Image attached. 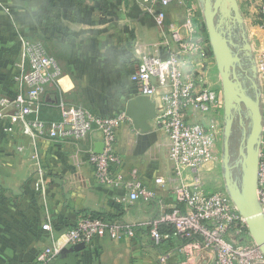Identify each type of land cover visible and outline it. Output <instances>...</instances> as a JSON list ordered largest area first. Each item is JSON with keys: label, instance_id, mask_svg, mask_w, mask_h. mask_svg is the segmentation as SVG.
<instances>
[{"label": "crops", "instance_id": "obj_1", "mask_svg": "<svg viewBox=\"0 0 264 264\" xmlns=\"http://www.w3.org/2000/svg\"><path fill=\"white\" fill-rule=\"evenodd\" d=\"M157 12L137 0H1L0 97L17 91L26 39L42 44L62 73L42 96L43 119L60 118L62 99L98 115L126 111L128 103L141 95L136 81L140 53L162 57L177 53L175 44L166 45ZM165 12L169 28L182 25L186 16L182 7L172 4ZM208 60L181 58L180 64L187 74L202 72L203 65L214 72ZM149 126L144 132L130 119L118 132L120 174L137 178L157 197L129 203L118 202L127 191H111L94 179L89 156L103 144L101 133L80 141L41 137L34 157L30 141L18 130L7 135L0 127V264H36V254L87 213L121 217L133 227L134 236L100 239L82 251L64 249L51 264H204L200 252L190 254L177 239L157 244L147 226L164 207L175 205L172 185L155 183L173 175L169 139L155 120ZM20 146L25 147L22 154L17 150ZM40 170L48 188L45 201L36 191V182L43 176ZM48 218L52 233L43 230Z\"/></svg>", "mask_w": 264, "mask_h": 264}, {"label": "built area", "instance_id": "obj_2", "mask_svg": "<svg viewBox=\"0 0 264 264\" xmlns=\"http://www.w3.org/2000/svg\"><path fill=\"white\" fill-rule=\"evenodd\" d=\"M137 1L157 9V26L167 37L166 45L171 42L177 47V53L168 57L143 52L138 58L136 81L140 93L159 99L155 121L169 139L173 175L169 179L157 178L155 183L162 186L170 183L175 199V205L164 207L162 213L147 224L151 236L157 244L163 243L170 235L163 234L160 227L172 225L175 228L174 237L183 249L190 254L200 252L204 264H264L263 252L251 236L246 219L239 213L225 185L223 189L209 190L204 183L206 166L222 164L225 115L221 97L210 85L208 66L203 65L202 72L187 74L180 64L181 58H199L203 63L208 60L196 37V10L187 12L179 28H169L165 8L178 0ZM22 41V60L16 76L17 91L11 96L0 97L1 130L7 135L18 130L22 137L30 141L34 157H37L41 137L80 141L99 132L103 152L89 156L96 183L111 191H127L118 200L119 203L155 200L156 193L140 180L125 178L119 172L121 159L116 144L120 127L130 120L126 111L98 115L62 99L58 104L60 118L54 121L43 119L42 96L47 87L59 82L62 73L56 59L42 44L26 39ZM255 67L263 110L257 196L264 214V47L256 56ZM17 150L22 154L25 147L20 146ZM39 172L43 176L36 182V191L45 201L48 188L44 171ZM132 228L126 223H108L83 215L60 237L54 238L50 246L36 254V264H51L64 249H73L79 244L90 246L100 239L119 241L124 237H133ZM43 230L54 231L49 218Z\"/></svg>", "mask_w": 264, "mask_h": 264}, {"label": "water", "instance_id": "obj_3", "mask_svg": "<svg viewBox=\"0 0 264 264\" xmlns=\"http://www.w3.org/2000/svg\"><path fill=\"white\" fill-rule=\"evenodd\" d=\"M220 13L227 19H233L234 24L242 23V19L236 0H215L213 2L205 0L204 19L211 49L222 80L224 96L225 130L222 157L224 185L239 213L246 219L249 232L264 255V214L257 196L259 150L263 128L261 89L256 80L254 60L250 56L251 48L245 45L246 51L243 47L240 52L237 37L232 34L234 33L233 29L231 27H228L227 30L224 29L223 20L217 24L216 20ZM240 36L245 41V37L242 34ZM247 65H250L249 69ZM239 68L240 71L246 70L249 73L248 70H251L254 73L251 79L257 91L255 98L249 94L246 81L238 73ZM245 108L251 118L250 134L245 139L244 146V138L240 144L242 180L233 182L228 164L230 136L237 120L236 115L240 118ZM126 114L137 129L147 132L150 128L149 124L157 117L156 103L150 97L140 95L128 103ZM103 149V144L98 145L95 153L101 154ZM85 247V244H79L73 249L82 251Z\"/></svg>", "mask_w": 264, "mask_h": 264}, {"label": "rangeland", "instance_id": "obj_4", "mask_svg": "<svg viewBox=\"0 0 264 264\" xmlns=\"http://www.w3.org/2000/svg\"><path fill=\"white\" fill-rule=\"evenodd\" d=\"M212 2L215 0H211ZM239 6V13L241 15L242 23H235L232 21L233 19H227L224 17L222 13L217 17V24L220 20H223V28L227 30V28L231 27L233 29L234 36L237 37V41L241 48L245 45H248L250 50V56H252V60L256 61V56L261 52L262 47H264V0H236ZM1 3V0H0ZM175 5H179L187 12L191 9L196 10L197 19H199V23H202L201 26H198L197 39L202 42L208 49V58L211 59L212 66L214 67V72L209 71V82L212 87L216 89L218 95L221 97V101L224 106V96H223V87L222 80L215 62V57L213 52L211 51V45L208 37V32L206 29L205 19H204V10H205V0H178ZM235 17V16H234ZM235 20V19H234ZM245 37V41L241 39L240 35ZM240 38V39H239ZM248 61V60H247ZM246 61V63H247ZM249 62V61H248ZM248 64V63H247ZM247 68H250V65H247ZM246 68V69H247ZM241 69L239 68V74L247 81H253L251 77L254 76V73L251 70H248V80L247 75L243 74ZM212 72V73H211ZM242 73V74H241ZM251 88V89H250ZM256 90L253 87H249V94L251 96H256ZM255 98V97H254ZM237 120L234 125V129L230 136V146H229V169L231 174V179L233 182H241L242 180V168L240 164V147L241 141L243 140V146L245 144V139L248 138L250 134V126H251V118L250 113L246 110V108L242 112V116L240 118L236 115ZM222 164L216 163L209 164L206 166L204 170L203 178L205 186L208 187L209 190H219L223 189L224 185V169L221 166Z\"/></svg>", "mask_w": 264, "mask_h": 264}, {"label": "trees", "instance_id": "obj_5", "mask_svg": "<svg viewBox=\"0 0 264 264\" xmlns=\"http://www.w3.org/2000/svg\"><path fill=\"white\" fill-rule=\"evenodd\" d=\"M85 215L90 216L91 218H98V219L104 220L108 223H115V222L125 223L122 221L121 217H118V216L114 217L112 215H106V214H100V213H87ZM160 230L163 234L170 235V238L177 239L176 237H174L175 228L172 225H163L160 227Z\"/></svg>", "mask_w": 264, "mask_h": 264}, {"label": "flooded vegetation", "instance_id": "obj_6", "mask_svg": "<svg viewBox=\"0 0 264 264\" xmlns=\"http://www.w3.org/2000/svg\"><path fill=\"white\" fill-rule=\"evenodd\" d=\"M245 48V51H246V47H244ZM239 50H240V52L242 51V49H241V47H239L238 48ZM242 73L245 75H247V79L249 78L248 77V72H246V70L245 71H242ZM243 79L246 81V84H247V86H248V91H249V87H253L254 88V90H255V85H254V83H253V81H251L250 79H248V80H250V81H247L244 77H243ZM251 89V88H250Z\"/></svg>", "mask_w": 264, "mask_h": 264}]
</instances>
